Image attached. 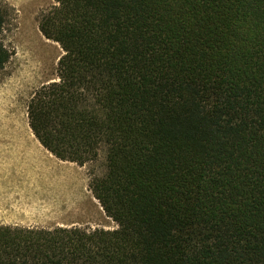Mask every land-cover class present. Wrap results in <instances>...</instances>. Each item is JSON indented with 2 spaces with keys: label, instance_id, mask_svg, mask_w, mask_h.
<instances>
[{
  "label": "trees",
  "instance_id": "trees-1",
  "mask_svg": "<svg viewBox=\"0 0 264 264\" xmlns=\"http://www.w3.org/2000/svg\"><path fill=\"white\" fill-rule=\"evenodd\" d=\"M27 102L117 228L0 223V264H264V0H56ZM0 70L11 56L1 34Z\"/></svg>",
  "mask_w": 264,
  "mask_h": 264
},
{
  "label": "rangeland",
  "instance_id": "rangeland-1",
  "mask_svg": "<svg viewBox=\"0 0 264 264\" xmlns=\"http://www.w3.org/2000/svg\"><path fill=\"white\" fill-rule=\"evenodd\" d=\"M0 1L10 9L1 37L11 52L0 70V223L117 228L90 189L92 177L105 172L106 152L100 150L97 160L83 165L61 160L29 126V97L57 80L63 53L39 28L41 14L56 0Z\"/></svg>",
  "mask_w": 264,
  "mask_h": 264
},
{
  "label": "bare ground",
  "instance_id": "bare-ground-1",
  "mask_svg": "<svg viewBox=\"0 0 264 264\" xmlns=\"http://www.w3.org/2000/svg\"><path fill=\"white\" fill-rule=\"evenodd\" d=\"M33 36H34V35H33ZM33 36H32V37H33ZM32 40H34V39H32ZM38 42H39V41H38ZM40 45H41V44H40ZM38 47H39V46H38ZM38 47H37V48H38ZM43 47H44V46H43ZM46 48H47V47H46ZM39 49H40V48H39ZM43 50H44V49H43ZM38 51H40V50H38ZM38 51H37V53H38ZM38 54H39V53H38ZM39 55H40V54H39ZM48 56H49V55H48ZM35 57H36V56H35ZM38 57H39V56H38ZM38 57H37V58H38ZM42 57H43V56H42ZM47 58H49V57H47ZM44 59H45V58H44ZM44 59H43V61H44ZM36 60H37V59H36ZM36 60H35V61H36ZM46 60H47V59H46ZM38 61H39V60H38ZM38 63H40V62H38ZM40 65H41V64H40Z\"/></svg>",
  "mask_w": 264,
  "mask_h": 264
}]
</instances>
